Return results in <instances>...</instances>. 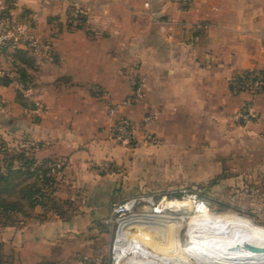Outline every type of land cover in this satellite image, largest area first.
<instances>
[{
  "label": "crops",
  "instance_id": "obj_1",
  "mask_svg": "<svg viewBox=\"0 0 264 264\" xmlns=\"http://www.w3.org/2000/svg\"><path fill=\"white\" fill-rule=\"evenodd\" d=\"M79 1L87 11L73 26L67 0H0V10L33 13L36 32L55 51L52 59L22 50L3 58L30 81V93L45 111H34L30 99L0 77V145L35 159L63 160L48 206L29 197L33 175L3 173L0 202L21 215L0 213L1 264L57 261L99 249L103 215L125 193V175L97 167L104 159H125L127 147L111 134L117 115L137 121L156 115L154 124L135 129L136 140L140 131L144 138L145 126L168 124L189 139L197 124L228 120L247 98L230 91L232 74L264 68V0H192L185 10L179 0ZM195 19L207 26L191 37L187 25ZM131 76L139 78L141 97L109 113L108 100L130 95ZM253 108L264 115V89L255 94ZM252 127L264 128V121Z\"/></svg>",
  "mask_w": 264,
  "mask_h": 264
},
{
  "label": "rangeland",
  "instance_id": "obj_2",
  "mask_svg": "<svg viewBox=\"0 0 264 264\" xmlns=\"http://www.w3.org/2000/svg\"><path fill=\"white\" fill-rule=\"evenodd\" d=\"M236 109L231 110L228 120L197 124L189 139L186 131L173 130L169 124L150 130L147 126L155 121L154 115L150 124H144V130L153 133L152 139H141L140 131L137 140L125 145V159L117 165L125 175V193L118 201L137 197L131 211L139 217L147 213L148 217L136 223L128 222L129 219L126 222L127 217L122 224L126 229L141 226L147 239L137 230L136 236L143 248L153 251L154 246H165L175 254L179 251L177 240L180 247L187 248L194 263L205 264L202 259L207 249L192 245L203 239L211 243L232 242L225 240L222 232L213 230L214 223L224 215V229L244 218L264 228V128L252 127L255 122L264 121V115L253 108L249 120L244 121L236 115ZM175 205L190 208L174 209ZM156 206L158 209L154 210ZM110 210L103 215L108 222L101 246L92 254L96 252L111 260L114 252L117 258L120 255L115 245L125 214H112ZM191 227H205L207 231L198 232ZM133 251L126 249L127 256L119 261L125 264ZM36 264L77 263L72 253L65 259Z\"/></svg>",
  "mask_w": 264,
  "mask_h": 264
},
{
  "label": "built area",
  "instance_id": "obj_3",
  "mask_svg": "<svg viewBox=\"0 0 264 264\" xmlns=\"http://www.w3.org/2000/svg\"><path fill=\"white\" fill-rule=\"evenodd\" d=\"M192 0H179V9L185 10L191 6ZM14 7L5 6L0 10V77L10 79L14 84L17 92L23 98L30 99L33 104L34 111H45L43 103L32 96L30 93V81L23 78L16 69H11L4 65L3 58L11 55L13 52L19 50L26 51L32 55L40 58L52 59L55 51L51 40L43 38L35 30V23L37 17L24 9L14 11ZM87 6L79 0H67L65 13L71 25L75 26L81 20V17L86 13ZM207 22L204 19H195L188 23L187 28L191 37L204 30ZM131 93L120 102L107 101V111L114 113L121 105H129L141 97V90L139 87V78L136 76L130 77ZM229 89L231 92H245L248 96L237 107L236 115L244 121L249 120L253 114V99L255 94L264 89V68L252 67L243 69L237 73L232 74L228 78ZM97 90H100L97 87ZM154 113H147L137 121L131 116L120 114L117 115L111 125V134L113 138L124 145L129 146L135 140V129L138 125L149 123L153 119ZM152 133L144 130L143 137L145 140L152 139ZM0 149H4L3 146ZM21 151V150H19ZM25 153V152H24ZM29 160L25 162H17L12 168L20 169L23 172L33 175L35 180L34 198L38 204L50 205L54 191V183L56 175L61 172L63 167V160L59 158L35 159L29 154L25 153ZM117 163L111 159H104L97 164L101 172L112 173L119 172ZM6 169L1 166L0 173H4ZM176 199V198H175ZM137 197H128L121 201L113 202L111 213L118 215H126L132 212L134 205L137 202ZM159 206V205H158ZM154 207V210L158 209ZM204 206V205H203ZM1 208V207H0ZM8 213L12 216L21 215L18 209L10 210ZM133 213V212H132ZM110 219V218H109ZM106 222L108 220L106 219ZM74 258L77 264H122L123 261H117L115 252L113 259L103 257V255L90 254L84 252H76Z\"/></svg>",
  "mask_w": 264,
  "mask_h": 264
},
{
  "label": "bare ground",
  "instance_id": "obj_4",
  "mask_svg": "<svg viewBox=\"0 0 264 264\" xmlns=\"http://www.w3.org/2000/svg\"><path fill=\"white\" fill-rule=\"evenodd\" d=\"M173 208H181L188 211L190 207L187 205H175ZM139 216H136L131 212L121 217L120 228L118 231L120 233L117 235V243L115 245V250H117L120 254L117 258L118 262L119 259L127 256L125 253L126 249H134V255L129 257L125 264H171L172 262L173 264H180V262H182V264H199L198 262L194 263L192 258L187 255V248L180 247L177 240L175 244L179 251H177L175 254H171L170 248L165 246H154L153 248L155 250L148 251V249H145L139 245L137 241L136 230L141 236H143V238L145 237L147 239V237L143 235L142 228H140L141 226L137 225L138 227H133L134 229H132L130 226L129 229H126V227L122 224L124 219L127 217L128 218L126 219V222L128 219V222L131 220L135 223L144 221L147 219L148 214H142L141 216L143 217ZM226 218L227 215H224L219 221H216L214 223L215 227L213 230L222 232L225 235L223 236L224 239L232 242L224 243L220 241L219 243H211L212 241L209 242L206 240L208 241L206 242L203 239L196 241V243L192 245L195 248L207 249L202 259L205 261V264H264V253H255L242 248L244 241H249L258 245H264V228L256 226L252 221L244 218L235 220L228 228L224 229L222 227V223ZM191 228L195 231L197 230L198 232L207 231L205 227L201 228V230L199 227Z\"/></svg>",
  "mask_w": 264,
  "mask_h": 264
},
{
  "label": "trees",
  "instance_id": "obj_5",
  "mask_svg": "<svg viewBox=\"0 0 264 264\" xmlns=\"http://www.w3.org/2000/svg\"><path fill=\"white\" fill-rule=\"evenodd\" d=\"M19 73L21 74V76L23 78H25V76L21 72V70H19ZM0 147H1V145H0ZM4 151H5V153L0 156V167L3 166L5 169H7L6 171H8V172L15 171V172H18V173L27 174V172H23L20 169L12 168L13 165L15 163L19 162V161L20 162H25V161L29 160V157L25 155L24 151H18V152H15V153H11V151H7V149H4ZM4 176L5 175H3V173H0V180L2 178H4ZM35 191H36V189H35V183H34V185L31 187V189L29 191V197L31 198L33 203H37V200L34 198ZM0 207H1L0 208V213L3 214V215H10L8 213V209H10V210L18 209L12 204H10V205L0 204ZM0 264H1V258H0Z\"/></svg>",
  "mask_w": 264,
  "mask_h": 264
},
{
  "label": "water",
  "instance_id": "obj_6",
  "mask_svg": "<svg viewBox=\"0 0 264 264\" xmlns=\"http://www.w3.org/2000/svg\"><path fill=\"white\" fill-rule=\"evenodd\" d=\"M242 248L255 253H264V245L254 244L249 241H244L242 244Z\"/></svg>",
  "mask_w": 264,
  "mask_h": 264
}]
</instances>
